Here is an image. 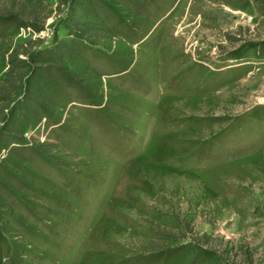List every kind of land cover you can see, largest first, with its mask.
Listing matches in <instances>:
<instances>
[{
	"label": "rangeland",
	"instance_id": "1",
	"mask_svg": "<svg viewBox=\"0 0 264 264\" xmlns=\"http://www.w3.org/2000/svg\"><path fill=\"white\" fill-rule=\"evenodd\" d=\"M0 264H264V1L0 0Z\"/></svg>",
	"mask_w": 264,
	"mask_h": 264
},
{
	"label": "trees",
	"instance_id": "2",
	"mask_svg": "<svg viewBox=\"0 0 264 264\" xmlns=\"http://www.w3.org/2000/svg\"><path fill=\"white\" fill-rule=\"evenodd\" d=\"M6 14L7 13H5V15ZM8 14H9V16L14 15V14H11V12H8ZM18 52H19V50L14 53V56H11L8 59L9 70H8V75L5 78V82L9 81V79L14 78V77H17V78L22 77V73L19 72V70L28 66L27 64H25L24 59H18L17 58ZM177 223L179 224L178 228H180L181 222H178V220H177ZM184 227H185V229L188 230V232L192 233L190 235V237L187 236L189 243L193 244L195 247H198L199 250L201 249V245H204V244L210 245V247L209 246L208 247L210 248V252L212 254L221 255L220 253H218V251L215 248H213L214 245L213 246L211 245L213 237L210 233H208V232L199 233L198 230H195L194 227L192 226V221L190 218H188L186 220V223H184ZM162 249H164V248L157 245V247L152 248V251L162 250ZM205 251L208 252V248H206Z\"/></svg>",
	"mask_w": 264,
	"mask_h": 264
}]
</instances>
